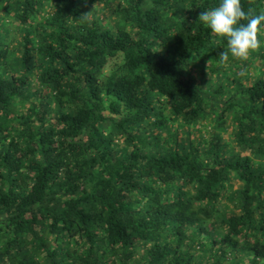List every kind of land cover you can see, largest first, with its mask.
Segmentation results:
<instances>
[{
  "label": "trees",
  "instance_id": "trees-1",
  "mask_svg": "<svg viewBox=\"0 0 264 264\" xmlns=\"http://www.w3.org/2000/svg\"><path fill=\"white\" fill-rule=\"evenodd\" d=\"M220 2L0 0V264H264V32L222 64Z\"/></svg>",
  "mask_w": 264,
  "mask_h": 264
},
{
  "label": "clouds",
  "instance_id": "clouds-1",
  "mask_svg": "<svg viewBox=\"0 0 264 264\" xmlns=\"http://www.w3.org/2000/svg\"><path fill=\"white\" fill-rule=\"evenodd\" d=\"M83 16L89 18L90 14ZM197 22L206 25L217 38L226 40L227 49L219 54L222 64L230 57L247 61L261 46L258 33L264 32V12L249 15L242 9L240 0H221L218 7L202 11Z\"/></svg>",
  "mask_w": 264,
  "mask_h": 264
}]
</instances>
